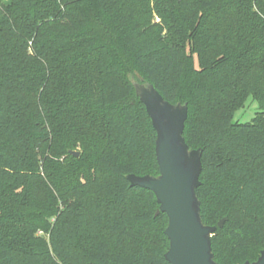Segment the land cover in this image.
I'll return each mask as SVG.
<instances>
[{"label":"trees","instance_id":"1","mask_svg":"<svg viewBox=\"0 0 264 264\" xmlns=\"http://www.w3.org/2000/svg\"><path fill=\"white\" fill-rule=\"evenodd\" d=\"M136 73L187 105L201 219L226 218L214 260L257 259L264 0H0V264H170L167 216L127 178L158 174Z\"/></svg>","mask_w":264,"mask_h":264},{"label":"water","instance_id":"2","mask_svg":"<svg viewBox=\"0 0 264 264\" xmlns=\"http://www.w3.org/2000/svg\"><path fill=\"white\" fill-rule=\"evenodd\" d=\"M131 76L135 94L144 104L156 132L155 155L157 175H127L132 186L151 190L159 204L156 214L164 212V229L169 245L164 254L170 264H217L211 248V235L223 226L225 217L217 224H204L200 201L196 194L201 169L200 150L190 149L183 137L187 118L186 103H170L154 86L136 73ZM78 156V151H72ZM239 264H264V245L253 261Z\"/></svg>","mask_w":264,"mask_h":264},{"label":"rangeland","instance_id":"3","mask_svg":"<svg viewBox=\"0 0 264 264\" xmlns=\"http://www.w3.org/2000/svg\"><path fill=\"white\" fill-rule=\"evenodd\" d=\"M155 21H159V18L156 15H155ZM256 111H258L257 103L254 100H252L251 98H249L245 102L243 107L237 109L233 113L232 118L234 121L247 122V121H250L252 119V117L255 115Z\"/></svg>","mask_w":264,"mask_h":264}]
</instances>
